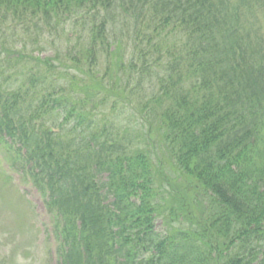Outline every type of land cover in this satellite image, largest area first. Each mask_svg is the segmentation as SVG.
<instances>
[{"label":"trees","instance_id":"trees-1","mask_svg":"<svg viewBox=\"0 0 264 264\" xmlns=\"http://www.w3.org/2000/svg\"><path fill=\"white\" fill-rule=\"evenodd\" d=\"M249 1L0 0V18L30 33L59 16L61 5L67 14L97 16L78 24L88 42L70 51L68 67L78 75L64 71L68 87L54 71L59 84L36 98L24 87L0 86V141L21 139L37 178L54 167L82 185L86 209L71 228L67 264H264V41L241 19L243 10L256 11ZM108 16L124 25L121 37H111ZM124 37L141 54L143 42L150 45L141 59L152 52L149 66L162 81L161 94L145 105L148 136L128 134L106 110L92 116L126 102L115 76L132 77L136 65L122 69L123 55L113 49ZM5 50L16 62L24 58L20 49ZM100 55L109 62L103 75ZM80 81L98 87H74ZM51 119L59 132L48 127ZM132 136L135 144L125 139ZM98 170L107 173L102 181ZM176 221L178 228L170 225Z\"/></svg>","mask_w":264,"mask_h":264},{"label":"rangeland","instance_id":"rangeland-1","mask_svg":"<svg viewBox=\"0 0 264 264\" xmlns=\"http://www.w3.org/2000/svg\"><path fill=\"white\" fill-rule=\"evenodd\" d=\"M104 57L105 56H101ZM102 62H104V59L102 60ZM105 64L107 65V59H105ZM99 67L102 69V65L99 63ZM131 111V110H129ZM3 179L0 178V182ZM3 190L4 189H0V204L4 203V202H10L13 203L17 210L19 212L24 210V207H22L19 204V194L14 191L11 190L10 188H7L8 194L9 196L6 198V200L3 198ZM35 195V194H34ZM36 196V195H35ZM36 202L40 204V200L38 198H36ZM164 203V201H163ZM165 205V203H164ZM38 213L42 214L44 213V209L42 207V205H39L38 207ZM0 219H2V222L6 225V230L7 231H11L13 233H15L17 231L16 228V224L14 222H12V220L8 219L5 213H2V215L0 216ZM159 221L162 222L161 219H159ZM23 223H26V221H24ZM41 225L39 220L37 219V217H35V222L33 225V228L27 233L26 238L23 240V248L26 249L25 252V256L28 258L29 264L33 263V264H50V258H49V248L50 245L47 242V238L43 239V235L40 232ZM163 228V227H162ZM11 246H9L10 248ZM23 248L20 249V253H23ZM24 252V253H25ZM27 264L26 262H19V261H14L13 264Z\"/></svg>","mask_w":264,"mask_h":264}]
</instances>
